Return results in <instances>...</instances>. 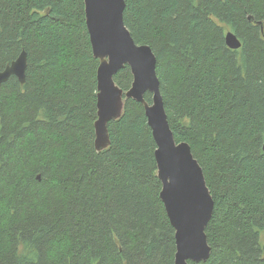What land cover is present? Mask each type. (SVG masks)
Instances as JSON below:
<instances>
[{"label":"trees","instance_id":"trees-1","mask_svg":"<svg viewBox=\"0 0 264 264\" xmlns=\"http://www.w3.org/2000/svg\"><path fill=\"white\" fill-rule=\"evenodd\" d=\"M125 1L214 200L198 264H264V0ZM23 52L26 82L0 85V264H175L144 106L125 100L110 147L95 149L100 61L84 0H0V73ZM133 81L128 66L115 76L125 93Z\"/></svg>","mask_w":264,"mask_h":264},{"label":"water","instance_id":"water-1","mask_svg":"<svg viewBox=\"0 0 264 264\" xmlns=\"http://www.w3.org/2000/svg\"><path fill=\"white\" fill-rule=\"evenodd\" d=\"M84 2L94 57L100 61L95 149L103 152L110 147L108 126L122 117L125 100H134L144 106L157 144L155 157L158 177L163 186L161 199L175 230V264L207 262L212 249L206 228L213 217L215 204L203 169L195 159L190 145L177 143L170 127L157 75L156 56L151 47L136 44L125 26V0ZM226 44L232 50L242 46L232 32L226 34ZM27 65V54L23 52L0 73V85L12 76L24 84ZM127 66L131 69L134 81L131 89L125 93L117 86L115 76ZM147 93L152 95L151 104L145 100Z\"/></svg>","mask_w":264,"mask_h":264},{"label":"rangeland","instance_id":"rangeland-1","mask_svg":"<svg viewBox=\"0 0 264 264\" xmlns=\"http://www.w3.org/2000/svg\"><path fill=\"white\" fill-rule=\"evenodd\" d=\"M261 242H262V244L264 245V231L261 232Z\"/></svg>","mask_w":264,"mask_h":264}]
</instances>
